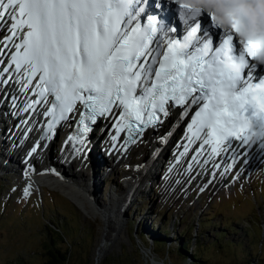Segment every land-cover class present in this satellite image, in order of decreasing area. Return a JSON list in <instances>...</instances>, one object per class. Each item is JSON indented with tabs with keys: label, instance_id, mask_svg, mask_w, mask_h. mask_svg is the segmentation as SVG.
<instances>
[{
	"label": "snow or ice",
	"instance_id": "1",
	"mask_svg": "<svg viewBox=\"0 0 264 264\" xmlns=\"http://www.w3.org/2000/svg\"><path fill=\"white\" fill-rule=\"evenodd\" d=\"M140 3L0 0V24L6 17L10 24V34L0 40V52L19 39L12 43L11 65L15 72H23L25 89L36 80L33 92L40 97L25 111L41 100L50 103L45 115L51 117L47 127L54 131L60 121L69 119L79 102L84 109L77 121L79 135L65 141L73 144L76 155L84 151L90 131L85 121L95 123L114 107L122 108L115 114L114 148L122 131L135 143L134 137L143 128L158 122L157 112L168 116L169 102L202 104L188 127V141L201 139L207 130L201 151L211 145L212 156L227 152L233 139L247 144L250 135L264 137V79L253 82L254 76L244 79L243 75L256 67L248 59L252 57L250 44L246 42L240 50L235 35L223 32L222 42L214 47L206 30L201 35L199 17L203 12L180 11L187 35L183 42L168 38L161 54L155 18L148 17L143 27L136 22L144 11L138 7ZM212 27L216 26L212 23ZM198 33L202 39H195ZM153 43L155 49L150 47ZM48 94L54 99L48 100ZM37 147L40 145L33 147L30 155ZM187 151L185 146L180 155ZM231 168L228 165L225 171ZM28 194L25 188L24 195Z\"/></svg>",
	"mask_w": 264,
	"mask_h": 264
},
{
	"label": "rangeland",
	"instance_id": "2",
	"mask_svg": "<svg viewBox=\"0 0 264 264\" xmlns=\"http://www.w3.org/2000/svg\"><path fill=\"white\" fill-rule=\"evenodd\" d=\"M164 2L168 8L174 11L177 9L176 4L171 5L168 0ZM205 15L212 25L208 14H202ZM214 29L216 34H222L219 28ZM1 107L0 110L3 108ZM8 121L4 123L0 119V129L5 127L7 130ZM186 123V120L181 125L175 123L176 127L166 133L164 142L157 149L156 166L148 181L140 186L141 189L143 184L147 185L146 191L132 196V204L124 207L122 214L115 220L118 225L113 223L111 228H107L103 217L90 204L94 202L98 208L106 206L110 201L109 196L114 195L115 191L125 192L122 178L126 174V166L122 165V161L114 160L119 163V168L111 172L108 165L111 164L110 157L113 158V154L104 158L105 150L100 149V146L95 144L89 150L88 145V158L82 157L80 162L75 160V163L66 168L67 174L73 179L79 178V169L90 174L87 176L85 173L81 180L87 185L86 189L90 188L94 193L95 197L91 202L86 191V199L78 202L59 188L33 184L30 188L27 187L24 170L13 172L14 167L11 171L0 169V264H41L46 257L48 233L56 248L64 250L70 247L72 258H77L76 264L78 261L79 264H264V154L254 152L257 156L251 157L250 154L245 159H235L238 163H243L252 158L254 162L241 172H229L226 180L214 189L208 188L200 178L210 170L212 164H209L207 170L205 166V171L192 176H185L184 172H180L179 175L188 179L179 183L176 181V184H165L169 178L168 158L178 154L176 141L185 136ZM6 130L0 135V143L4 141L11 147L15 137H10V131ZM62 136L58 134L53 138L49 147L50 154H54L56 158ZM134 145L135 143L127 146L128 150ZM152 148L154 147L143 143L142 152L146 154ZM6 152L9 158L11 154L8 147ZM136 155L130 158L136 161L140 158ZM12 156L16 161L15 150ZM100 158L105 160L104 164L101 162V166L95 162ZM3 160L6 158L0 160V164ZM59 161L62 162L58 158ZM179 161L180 159L177 162ZM19 162L22 163L21 158ZM37 164L42 165L41 157L37 159ZM209 179L210 185H214V179ZM164 187L169 189L164 190ZM25 188L29 189L27 196L24 195ZM115 197L116 194L113 198ZM61 214L70 217L66 219ZM209 219L215 224L211 228L219 233L217 237L211 238L210 231L196 226L197 221L202 223ZM60 220L67 222L71 230L61 224ZM130 220H135L133 229L129 225ZM223 224L234 227L232 235L224 229ZM53 225L62 229L66 241L62 242V238L51 232ZM163 226L167 229L165 240L168 244L177 237H181L185 243L190 242L192 250L188 249V257L175 260L163 254V251L153 249L152 241L162 236ZM243 233H246V237H242ZM140 234L147 237L146 241L140 240ZM201 236H206L205 244L202 243ZM194 257L198 258V263Z\"/></svg>",
	"mask_w": 264,
	"mask_h": 264
},
{
	"label": "bare ground",
	"instance_id": "3",
	"mask_svg": "<svg viewBox=\"0 0 264 264\" xmlns=\"http://www.w3.org/2000/svg\"><path fill=\"white\" fill-rule=\"evenodd\" d=\"M144 1L145 0H141L140 5L143 4ZM146 2H147V9L145 12H147L148 15H151L152 17H156L155 20L158 26H161V28L163 29L162 31L165 30V32H167L169 29L168 27L172 25L176 26L174 31L178 29L179 25L185 26L184 21L180 16V11L182 10H179V12H177V10L174 11L168 8L164 0H146ZM7 22L8 20L5 18L4 22L0 24V40H2V38L4 37L3 33L5 34V28L8 25ZM166 25L167 27L164 29V26ZM203 27L204 30L201 29V35L205 30L208 33H210V28H207L208 29L207 30L205 26ZM221 32L223 33L222 30ZM196 39L197 40L202 39L199 33L197 34ZM10 49H11V45L9 44L6 47L4 53L0 56V60L4 61V63L0 64V73H2L0 74V80L3 81L5 80L8 74L3 70L5 69L6 64L9 62L11 58L10 54L12 53V51L10 53ZM256 66L258 67V65ZM263 69L264 67L259 66L258 68H255L253 70L262 71ZM10 80L14 81L15 77L13 75H10ZM15 83L16 85L19 84L18 91H21L19 94L17 92V89L15 90L13 85L7 84L5 82L0 83V103H2L0 104V106L3 107V108L1 107L2 109L0 110V119L3 120L4 123L6 120L7 121L9 120L7 123L8 126L7 130L5 129V127L0 129V135L2 132L6 130V131H10L9 132L10 137L12 136L15 137L14 141H12L13 144L11 147L6 145V142L4 141L0 143V156L3 157L4 159L6 158V160H3L4 162H1L0 169L11 171V168L14 167L12 169L13 172H16L18 170L20 171L24 170L26 171L25 175L28 177V178L26 177V179L24 178V181H26L27 183V187L30 188V186L33 185L36 186L45 185V186H49L50 188H59L62 189V191L64 192H68V195L73 196V199H75L78 202H80V200L82 202V200L86 199L85 191L90 197V198L88 197L90 202L93 201L95 197L91 189L90 188L89 190L86 189L87 185L83 184L81 180L82 176H84V174L87 172H85L84 170L81 171V169H79L77 172L79 174V178L75 177V179H73L67 174L66 168L70 167V165L75 163V160L80 162V160H82L81 159L82 157L83 159L84 157L86 159L88 158L87 157L88 149L86 150L88 145H89V150L90 148L94 147L95 144L100 146L99 147L100 149H104L105 150V155L103 156L104 158H106V156L109 155L111 156V154H113V158L110 157L111 164L108 165L110 167L109 170L111 172H114L115 169L119 168V163L118 164L115 163L114 160L122 161L121 163H123L122 164L123 166H126V164L130 162H132V165L134 166L142 165L146 163L147 169L143 176H139L137 171L128 174V176H132L137 180L140 179L138 184L136 185V188L133 189V194L130 196L129 202H127L126 206H130L132 204L131 202L132 196H134L137 193L144 194L143 191H146L145 187L147 185L143 184V187L141 189L140 186L142 185L143 182L148 181L151 172L154 170V167L156 166V163L158 161L157 149H159L160 145L164 142V139L166 138V133L169 132L170 129L176 127L175 123H179V125H181L186 120L187 121L186 126L189 125L194 117L192 113V109H189L188 113L185 114L184 116L180 114L179 111L180 109L174 111L168 109L169 110L168 116H164L162 114L160 120L157 123H155L153 126H149L143 129L141 133H139L134 137L135 145L131 146L130 150H128L127 146L133 144V142L131 141L127 142L126 144H122L121 141H118L115 148L113 150H109L110 142H112L111 137L114 134L111 128V122L113 119L110 120L109 119L110 116L108 115L106 117L105 122L102 123L101 131L95 132L93 130L89 133L88 137L85 138V148L81 154L79 155L74 154L73 144H70V146L65 148L64 150H60L62 148V144L59 143L60 146L57 150L58 156L56 158L54 154L52 155L49 152V147L52 145L51 143L53 140L52 139L49 141H44L42 145L39 144L40 147H37L36 152L30 155L32 148L37 145L35 144V140H33L34 136H32L31 132L28 135L27 129L25 128V126H22L21 124L22 120L25 118L26 115V112L22 108V106L23 103L25 102L23 99L25 96L23 94L27 92L28 94L31 93L30 90H33V88L35 87L36 80L34 79L33 84L29 85L27 89L24 88L25 79H23L21 82H19L18 80ZM193 107L195 108V106ZM41 112L42 111L39 110V112L37 113L36 119L32 122L30 126L31 129L37 124V118ZM164 124L165 126H163ZM202 142H203L202 139H198L193 144H189L188 135L183 137L181 136V138H179L176 141L177 144L176 147H178V151H177L178 154L174 156L175 158L174 157L168 158L169 167L167 170H168L169 178L167 182L165 181V184H172V183L176 184V181L177 183L184 181L188 179L184 177V175L192 176L195 173L199 174L201 171L207 170L209 164H212L210 170L208 172L206 171L205 175L200 178L203 179L202 181L207 185L208 188L214 189L215 187L221 185L226 180L229 172H236L237 170L241 172L242 170H244L245 167L251 166L254 162L252 158L251 159L249 158L250 160L243 162L245 163L243 164V163H238L237 161H235V159L237 158L245 159L250 154L252 155L251 157L257 156L256 154H253L254 152L255 153L261 152V155L262 153L264 154V137H260L256 140H249L247 144H244L243 140L233 139L231 141V148L227 152L222 151L219 155L216 156L211 155L212 146L205 145L203 147V150L201 151ZM143 143L147 146L150 145V147L153 146L154 147L152 148L153 150L147 151L146 154L143 153L142 152ZM6 146L8 147V151L10 150L9 154H11V156L9 155V158H7L8 153L6 152V148H7ZM185 146L188 147V151L183 156H181L180 154L184 152ZM13 150H15L16 161L12 156ZM39 150H42L41 154L38 153ZM132 154L133 155L137 154L136 156H140V158L134 161L133 158L132 159L130 158V156L133 157ZM194 156L196 157L195 161L193 160ZM39 157L42 158V165H38V164L36 165V161ZM91 157L93 156H90V158ZM123 157H125V159H123ZM3 158H0V160H2ZM20 158L22 159V163L19 162ZM58 158L61 159L62 162L61 161L58 162ZM179 159L180 161L177 162ZM205 160H207L208 162L205 163ZM104 161L105 160H103L102 158H100L97 161L95 160L96 165L99 166H101L100 165L101 162L102 164H104ZM216 165H220V167L223 168H228V165H232V168L231 170L225 171L219 169V167H216ZM189 166H191V170H189ZM180 172H184V175H179ZM86 175L90 176V174L88 173ZM210 177L214 179L215 181L214 185H210L209 182ZM96 184L97 183H95V185ZM165 189H169V187L166 188L164 187V190ZM114 193L116 194L115 199L113 198L115 194L114 195L111 194L112 196H109V200H110L109 204L106 206L103 207L100 206L98 208L96 207V203L92 202L95 206H93V204H90V206L93 209L96 208V211L103 217L104 222L107 224V228H111V226H114L113 223L118 225V223L115 222V220H117V218H119V215L122 214L125 207L124 205L126 203V200L124 199H122L121 201L119 199L118 201V198L121 196L120 190H117Z\"/></svg>",
	"mask_w": 264,
	"mask_h": 264
},
{
	"label": "clouds",
	"instance_id": "4",
	"mask_svg": "<svg viewBox=\"0 0 264 264\" xmlns=\"http://www.w3.org/2000/svg\"><path fill=\"white\" fill-rule=\"evenodd\" d=\"M185 12L207 13L223 32H232L240 45L250 44L255 65H264V0H170ZM156 19V17H153ZM250 130L252 126H249ZM260 138L250 135V140Z\"/></svg>",
	"mask_w": 264,
	"mask_h": 264
},
{
	"label": "trees",
	"instance_id": "5",
	"mask_svg": "<svg viewBox=\"0 0 264 264\" xmlns=\"http://www.w3.org/2000/svg\"><path fill=\"white\" fill-rule=\"evenodd\" d=\"M202 17H205V21L208 23V25H206V26L208 28H210V32L214 34L215 33V29H214V27H210L211 25L209 24V21H208L207 17L206 16H202ZM201 23L204 25L205 22L203 21ZM173 136H174V134L172 135V137ZM61 215H62V217L66 218V219H69V217H70V216L68 217L65 214H61ZM59 222L61 224H63L64 226H66V228L71 230V228H70V226H69V224L67 222L63 223L62 220H60ZM134 224H135V220H130L129 221V225L131 226V228H132V226H133V228L135 227ZM213 225H215V224H213L211 219H209L208 222L207 221H203L202 223H200V221H197V225L196 226L202 227V229H204L205 231H210L211 238H213V237H217L219 235L218 232L213 231V229L211 228V227H213ZM223 225L225 226L224 229L228 230L229 233L232 235L234 227H232L231 225H228V224H223ZM235 226H237V225H235ZM166 231H167L166 227L163 226V228H162V236H160L159 238H156V239H154L152 241L153 249L155 251L158 250V252L163 251V254H165V255H167V256L175 259V260L184 259L185 256L188 257L189 256L188 255V253H189L188 249L192 250V248H190V246H189L190 242L186 240L187 242L185 243L184 241L181 240L182 239L181 237H177L175 239L173 238V242L168 244L166 242V240H165V238L167 236ZM51 232H53L55 234V236L62 238V240H61L62 242L67 240L66 239V235H64V232L59 227L53 225L52 229H51ZM245 234L246 233H243L242 237H246ZM47 236H46V245L47 246H46V249H45L46 257L41 262V264H76L75 261H77V258H72L73 253L71 252L70 247L65 248L64 250H60V249L56 248L55 246H53L52 238L50 237L49 233H48ZM205 237L206 236H201L200 237V239L202 240V243L204 242L203 244H205V240H206ZM146 238L147 237H145L143 235L140 236V240L142 242L146 241ZM206 242H207V240H206ZM199 246L201 247V243H199ZM164 250H165V253H164ZM196 255H198V253H196ZM191 256H192V254H191ZM197 257H194L193 259L195 260V262L198 263V261H196V259H198ZM79 263L80 262L78 261V264ZM21 264H23V263H21Z\"/></svg>",
	"mask_w": 264,
	"mask_h": 264
}]
</instances>
